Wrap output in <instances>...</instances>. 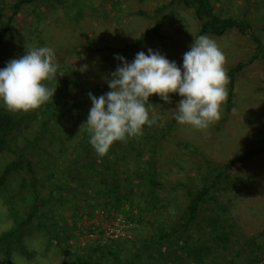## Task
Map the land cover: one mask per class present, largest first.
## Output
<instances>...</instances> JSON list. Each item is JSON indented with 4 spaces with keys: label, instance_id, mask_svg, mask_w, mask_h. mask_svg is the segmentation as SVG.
Instances as JSON below:
<instances>
[{
    "label": "rangeland",
    "instance_id": "rangeland-1",
    "mask_svg": "<svg viewBox=\"0 0 264 264\" xmlns=\"http://www.w3.org/2000/svg\"><path fill=\"white\" fill-rule=\"evenodd\" d=\"M210 2L215 13L221 17H241L245 13L253 33L264 43V0H210ZM153 25L157 26V32L163 39L152 34L148 48L159 50L167 59L176 61L179 66L182 55L189 49L193 38L198 36L199 22L190 9H185L177 1L38 0L32 7L25 9L21 19L15 24L10 35V43L5 46L7 48L0 50V68L5 66L6 61L19 58L32 47H51L55 52L59 73L56 74V78L44 83L50 88H55L54 95L61 94L68 88L72 96H78L79 105L73 112L77 111L76 113L81 114L86 121L91 107L88 99L89 90L97 85H106L104 78H110V73L119 64L114 56L124 54L117 50L104 53L90 52L86 50V46H89L92 40L102 37L98 41L99 45L112 44L120 47L132 42ZM209 37L216 41L225 55V70L238 62L246 63L253 55L252 42L236 31H230L223 37ZM145 53L147 54V50ZM226 90L228 92L227 86ZM107 91L109 89L104 93ZM232 94L228 108L227 98L221 105L220 119L206 129L200 130L177 122L173 126L170 125L176 103L181 97L170 93L171 102L166 103L153 94L148 98L151 105H146V108L150 118L154 117V123L151 126L146 125L143 131V134L149 136L142 135L135 140L133 137L118 141L119 150L128 155V159L123 162L127 167L124 172L126 179H130L132 184L130 187L132 186L135 202L132 207L125 202L121 209L124 210V215L134 217L136 224L131 238H134L133 241H130L131 239L110 243L107 241L106 245L118 247L117 257L122 262L131 264L135 247L140 249L141 257L138 262L146 261V250H149L156 259L154 247L161 251L165 249L164 246H159V243H162L157 238L159 228L163 226L172 230L177 223L183 222L184 217L182 219L181 216L184 215L189 200L187 193L201 189L205 178L215 174L213 168L216 165H222L232 156L243 154L253 146H258L260 134L264 135V67L260 60H255L243 68L236 78ZM17 113L22 115L25 111ZM25 117L19 126L25 131L15 132L18 136L15 150L22 151L23 158L34 162V170L42 184L37 189L38 196L50 199V203L54 200L48 205V208L54 210L50 217L53 215V220L61 227L70 228L77 222V217L83 215L84 211L81 209L86 206L85 201L90 202L93 198L96 202L95 193L88 187L86 193L90 197L74 195L77 198L74 204L65 202L59 197V193L47 198L48 195L44 193H48L50 182L46 176L49 171L51 178H55L56 182L62 181L61 174L56 170L60 171L57 163L61 168L68 163L63 158L65 152L58 150L60 148L58 139L68 138L72 129L79 135L85 129L74 126L71 123L73 120L55 119L49 129L50 136L47 134L46 139H39L40 141H37L39 146L28 147L26 141L36 135L40 117L33 120L28 114ZM55 121L57 126H63L62 132L59 133V129H55ZM83 123L82 120L79 124ZM66 128L70 130L63 131ZM155 130L159 133L156 134ZM55 135L58 138H55ZM126 141L133 143L132 149L127 147ZM150 148H155L154 154ZM52 156L55 166L48 162ZM152 156L155 181L159 185L153 198L150 196L151 188L145 163ZM11 158L7 152L0 155V171ZM46 167L49 168L48 171ZM21 175L28 178L25 172ZM227 176L228 179L224 183L226 187H220L218 192L215 191V199L208 201L206 209L202 205L197 214V225L205 226L208 223L205 221L206 217L211 215L210 210L214 211L215 208L230 225L233 241L229 248L224 250L217 247L213 241L204 239V246L210 248L205 264H250L253 259L256 260V264H264V249L253 252L251 250L255 247L248 246L251 237L264 231V153L234 166L228 171ZM89 177L88 180L95 181L102 176L94 173ZM19 179L20 174H13L9 181L0 187V236L16 227L17 223L24 219L29 211L28 207L32 204V201L27 200L28 197L23 198V192H19ZM231 182L234 183L229 185ZM128 188L123 184L122 191L127 192ZM82 192L85 193V190ZM30 194L31 192H28V195ZM42 199L39 201L41 206L39 207L43 211L42 208L45 207ZM149 202L153 207L151 210L147 209ZM45 236L42 228H37L34 223L24 227L18 234L20 239L11 238L9 241L7 254L1 253L0 264H13L14 258L17 264H73L76 262V257L72 253L74 250L79 252L80 249L90 248L95 243L80 245L69 238L67 244L69 250H66L64 246L58 245L55 239L48 242ZM185 236L187 233L183 235ZM149 239L154 241H149L150 246L145 248L143 242ZM177 239L175 234L170 237V241H166L165 246L170 251L165 252L157 261L161 264H191L187 258L179 260L181 254L177 253L180 249L177 248L176 242L183 248L181 240L183 238ZM260 242L264 245V236ZM1 246L5 251L6 245ZM97 260L93 259L92 264L95 262L116 264L112 256L102 259L97 256Z\"/></svg>",
    "mask_w": 264,
    "mask_h": 264
},
{
    "label": "trees",
    "instance_id": "trees-1",
    "mask_svg": "<svg viewBox=\"0 0 264 264\" xmlns=\"http://www.w3.org/2000/svg\"><path fill=\"white\" fill-rule=\"evenodd\" d=\"M37 1L38 0H11L8 2L7 0H0V50L7 48L5 46H8L10 43V35L15 27V24L21 19L25 9L30 6L32 7ZM171 1H177L180 5H182V7L192 11L193 16L199 22L198 36L209 35L211 37H223L230 31H236L238 34L246 36L254 45L253 55L246 61V63L238 62L226 69V74L228 76V83L226 85L228 89L226 106L228 108L233 95L232 91L236 78L241 73L243 68L247 64L250 65L255 60H260L264 67V43L259 37L255 35V33H253L252 26L248 22L245 13H243L241 17H221L215 13L210 0ZM157 31V26L153 25L147 32L136 37L132 42L126 43L120 47L112 44L99 45L98 41H100L102 37H98L97 39L92 40L89 46H86V50L100 53L117 50L119 53H124L123 57L126 61L130 62L137 52H145L148 49L152 34L159 39H163V36H161ZM19 42L22 45V41L20 40ZM92 44L95 45L92 46ZM115 61L119 63V61ZM106 89H108L107 84L97 85L95 88L89 90V92H91L94 96H100L104 94ZM78 98V96H72V93H70L68 88H66L65 92H61V94L58 95H53L52 99L49 98L47 102L41 104L36 109L26 111L25 114L22 115L17 113V111H9L0 105V155L4 152H7L9 153V157L12 156L11 160L4 164L0 171V187L4 186L9 181V177L13 174H20V179L18 182L19 192L24 193V199L28 197L27 200L32 201V204H30L28 207L29 211L25 215L24 219L20 220L16 227H13L0 236V255L1 253L7 254L8 251L6 250L10 246L9 241L11 238L12 240L20 239L18 234L20 233L21 229L33 223L37 228H42V232L45 233V238L48 240V242H51L53 239H55L56 243L58 245L64 246L66 250H69L67 245L69 238H75L73 234L75 224H72L70 228L66 229L61 227L55 220H53V215L50 217V214H54V210L48 208V205L54 200L50 203V199L46 200L38 196L39 192L37 189L42 184L39 182V177L34 170V162H31L28 158H23L22 151L15 150L16 140L18 138L15 132L19 130L23 133L25 131V129L19 128V126L25 120V116H27V114L32 120L36 117H40V120L37 123L36 135L32 137L31 140L26 141L28 147L39 146V143H37V141H40L39 139H46V136H50L51 131H49V129L53 126L52 121L55 119L59 120L67 118L69 121L73 120L71 123H73L74 126H81L85 129V131L80 135L76 130L72 129L68 138L58 139L60 144V148L58 150L65 152L63 158L66 160L68 165H64V167L61 168L60 164L57 163L60 171L59 169L56 170L62 176V181L59 180L58 182L54 180L55 178H51V172L48 171L49 168H45L46 171H48L46 178L50 182L49 189H47L48 193H44L48 195L47 198H50V196L55 193H59V197L65 202L74 204L77 200L74 195L79 194L84 195V197H90L88 193H86L87 188L90 187V191L95 193L94 198L96 199V202L93 198H91L92 200H90V202L85 201L86 206L81 209L84 212L83 215L80 216L90 217L99 207H103L109 212L119 214L124 219L134 222V217L127 214L124 215V210L121 209L122 204L125 202H127V204L131 207L135 203L133 198L134 192L132 191V186L130 187L132 184H130V179H126L124 172L125 168L127 167L123 165V162L128 159V155L119 150L120 144L118 141L114 142L110 146L109 151L103 156H98L94 152L91 145L88 143L90 137L89 133L86 131V127L79 124L82 122V120L85 122V118H83L81 114L76 113L77 111L73 112L74 109H76L79 105L80 99ZM175 122L176 121L172 116L170 125L172 124L171 126H173ZM146 127L147 126L145 125L143 131ZM62 128L63 126H57L56 123L55 129H59V133L62 132ZM66 130L70 129L66 128L63 131ZM154 132L156 134L159 133L158 130H155ZM65 134L66 133H64V135ZM143 135L149 136L147 134ZM55 138H58V136L56 137L55 135ZM259 138L261 140L258 142V146H253L243 154L232 156L222 165H216L213 168L215 174L212 177L210 176L205 178L206 181L202 185L201 189L187 193L189 200L188 204L185 206V213L181 216L182 219L184 217L183 222L180 224L177 223L175 228L172 227V230L165 229L163 226L159 228V235L157 238L160 239V242H162L159 243V246H164L165 249L161 251V249H158V247H154V253L157 254L156 259L153 258L149 250H146V261L143 263L138 262L140 260L141 254H139L140 249L135 247L133 250V259H131V264H161V262L157 261V259H161L165 252L170 251V249L168 250V247L165 246V243L167 240L170 241V237L175 234L176 238H178L177 240L181 238L184 239H181L183 241V248L180 247V243L176 242L177 248L180 249L177 251V253L181 254L179 255V260L187 258L188 262L191 264H205L206 255H208L210 248H207L208 246L206 245L204 246V239L213 241L214 244L221 249H228L232 244L233 237L232 229L230 228V225L226 219L218 213V210L216 211L214 208V211L212 209L210 210L212 214L208 215L205 219V221L208 223L205 226H198L197 214L202 209V205L206 209L208 201L215 199L214 193L215 191L218 192V188L226 187L224 183L228 179L227 173L229 170H231L236 165L244 163L245 161L253 159L264 153V135L260 134ZM135 139H137V137H134V140ZM136 141L139 142L138 140ZM126 144H128L127 147L129 149H132V142L126 141ZM150 149L154 154L155 148ZM53 158L54 157L52 156L51 161L49 160L48 162L49 164H54L55 166V163L52 162ZM145 163L147 165L146 172H148V183L149 187L151 188L150 196L153 198L155 197L159 186L155 181L153 156ZM77 165L78 167H76ZM22 172H25L26 175H28V178L27 176L22 177ZM94 173L102 177H99V179L96 178L95 181L88 180L90 178L89 176H92ZM232 183L234 182L229 183V185ZM123 184L126 187H129L127 192L122 191ZM83 190H85V193L82 192ZM28 192H31V194L28 195ZM40 199L43 200L42 204L45 207L42 208L43 211L39 205ZM92 202H95V204H92ZM152 208L153 207L151 203H147V209L151 210ZM80 216L77 218L79 219ZM134 223L136 224V220ZM186 233L187 236L183 237V235ZM262 236H264L263 230L260 231L256 236L250 238V244L248 246L255 247V249L251 251L258 252L261 249H264V245L260 242ZM133 239L130 241H133ZM149 241L152 242L154 240L149 239L143 242L145 248L150 246L151 243L148 244ZM110 242L117 241H109L108 243ZM86 244H88L87 241L80 243V245ZM1 245H6L5 251L2 250L3 247ZM108 245L97 240L90 248L85 247L80 249L79 252L74 250L72 253L76 257V262L73 264H92L93 259L98 261L97 256L99 259L112 256L116 264H126L117 257L118 247ZM94 264H97V262ZM250 264H256V260L253 259L250 261Z\"/></svg>",
    "mask_w": 264,
    "mask_h": 264
},
{
    "label": "clouds",
    "instance_id": "clouds-1",
    "mask_svg": "<svg viewBox=\"0 0 264 264\" xmlns=\"http://www.w3.org/2000/svg\"><path fill=\"white\" fill-rule=\"evenodd\" d=\"M114 59L118 66L104 78L109 91L100 96L88 93L91 107L82 124L98 156L116 141L142 136L144 126L154 123L146 108L153 94L166 103L171 102L170 93L181 97L173 113L180 125L200 130L220 119L228 76L225 55L209 36L193 38L179 66L151 48L147 54L137 52L130 62L119 55ZM58 69L54 49L47 46L32 47L6 61L0 68V105L13 112L36 109L52 99L55 88L44 82L56 78Z\"/></svg>",
    "mask_w": 264,
    "mask_h": 264
},
{
    "label": "built area",
    "instance_id": "built-area-1",
    "mask_svg": "<svg viewBox=\"0 0 264 264\" xmlns=\"http://www.w3.org/2000/svg\"><path fill=\"white\" fill-rule=\"evenodd\" d=\"M76 221L73 242L78 244L97 240L101 243L129 240L135 227L133 221H128L103 207H99L90 217L80 216Z\"/></svg>",
    "mask_w": 264,
    "mask_h": 264
}]
</instances>
